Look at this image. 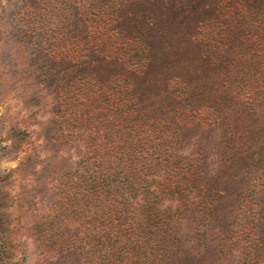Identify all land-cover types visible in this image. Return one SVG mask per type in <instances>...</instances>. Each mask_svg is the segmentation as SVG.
<instances>
[{
  "label": "trees",
  "instance_id": "16d2710c",
  "mask_svg": "<svg viewBox=\"0 0 264 264\" xmlns=\"http://www.w3.org/2000/svg\"><path fill=\"white\" fill-rule=\"evenodd\" d=\"M30 10L12 33L58 63L63 48H91L104 65L79 77L73 97L58 91L52 124H102L103 109L111 120L94 133L105 145L87 143L88 178L57 187L60 264H264V184L242 177L264 171V0H44ZM37 11L58 19L56 39ZM72 221L90 225L78 241ZM5 252L0 238V264Z\"/></svg>",
  "mask_w": 264,
  "mask_h": 264
},
{
  "label": "rangeland",
  "instance_id": "374dc122",
  "mask_svg": "<svg viewBox=\"0 0 264 264\" xmlns=\"http://www.w3.org/2000/svg\"><path fill=\"white\" fill-rule=\"evenodd\" d=\"M43 1L3 0L0 5V214L4 219L0 238L8 264L62 263L50 225L55 214L54 203L58 199L57 187L60 180L67 181V177L88 178L81 177L83 167L80 166L83 162L87 170L93 171V162L87 157V143L96 138V131L105 136L111 121L106 120L107 110L103 109L102 124L87 120L81 127L68 130L62 124H52L56 109L54 98L58 91L62 89V93L67 91L68 97H73L77 82L83 81L79 77H94L101 73L104 65L95 58L91 48L84 53L77 51L73 56L65 51L68 48H63V58L58 63L59 58H52L43 43L28 39L23 32H11L12 19L29 17L33 14L30 8L42 7ZM207 6L202 5L194 13L198 15ZM37 13L39 20L46 24L44 35L50 40L56 39L52 31L58 19H50L47 13ZM77 15L76 7L71 8L68 18L72 21ZM83 22L80 20L79 25ZM58 127L63 132H59ZM213 133L219 135V131ZM59 134L66 137L60 144H55L52 138ZM96 139L99 145H105L103 139ZM191 143L179 153L189 155L193 149ZM208 164L213 174L219 163L210 160ZM242 177H257V182L264 184L262 170ZM156 178H160L159 174ZM80 224L72 221L70 225L73 239L77 241L90 226Z\"/></svg>",
  "mask_w": 264,
  "mask_h": 264
}]
</instances>
